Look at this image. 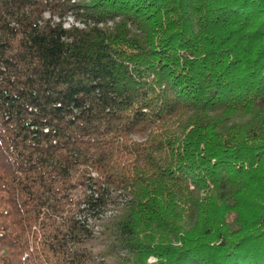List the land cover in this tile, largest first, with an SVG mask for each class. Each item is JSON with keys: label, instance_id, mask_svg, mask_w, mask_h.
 Masks as SVG:
<instances>
[{"label": "trees", "instance_id": "16d2710c", "mask_svg": "<svg viewBox=\"0 0 264 264\" xmlns=\"http://www.w3.org/2000/svg\"><path fill=\"white\" fill-rule=\"evenodd\" d=\"M0 264H264V0H0Z\"/></svg>", "mask_w": 264, "mask_h": 264}, {"label": "rangeland", "instance_id": "374dc122", "mask_svg": "<svg viewBox=\"0 0 264 264\" xmlns=\"http://www.w3.org/2000/svg\"><path fill=\"white\" fill-rule=\"evenodd\" d=\"M68 23H71V22H68Z\"/></svg>", "mask_w": 264, "mask_h": 264}]
</instances>
